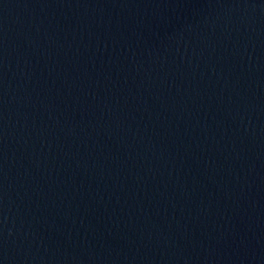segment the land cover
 I'll return each instance as SVG.
<instances>
[{
  "label": "water",
  "instance_id": "water-1",
  "mask_svg": "<svg viewBox=\"0 0 264 264\" xmlns=\"http://www.w3.org/2000/svg\"><path fill=\"white\" fill-rule=\"evenodd\" d=\"M0 264H264V0H0Z\"/></svg>",
  "mask_w": 264,
  "mask_h": 264
}]
</instances>
